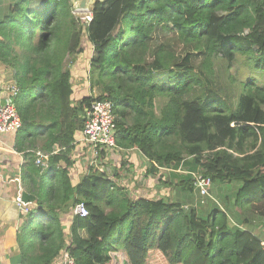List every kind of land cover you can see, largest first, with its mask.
Returning <instances> with one entry per match:
<instances>
[{"label":"trees","instance_id":"1","mask_svg":"<svg viewBox=\"0 0 264 264\" xmlns=\"http://www.w3.org/2000/svg\"><path fill=\"white\" fill-rule=\"evenodd\" d=\"M90 9L91 21L77 24L69 0L0 8V64L18 87L15 149L33 205L21 215L20 263L54 264L64 210L81 202L87 214L74 215L65 249L74 264L112 263L119 253L124 264H264V237L229 226L224 209L201 216L171 199H131L95 166L76 184L69 171L86 109L106 99L117 147L137 149L146 175L186 164L211 185L240 182L239 207L264 204V85L229 72L237 54L264 72V0H103ZM82 28L95 53L86 76L100 93L76 102L65 62ZM36 150L48 154L43 167Z\"/></svg>","mask_w":264,"mask_h":264},{"label":"rangeland","instance_id":"2","mask_svg":"<svg viewBox=\"0 0 264 264\" xmlns=\"http://www.w3.org/2000/svg\"><path fill=\"white\" fill-rule=\"evenodd\" d=\"M12 2H14V0H0V8H5ZM91 5L92 4H90V7ZM35 6L36 4L32 5V7ZM72 13L76 18L77 24L85 23L88 12L75 11L72 7ZM74 50H76L75 53H70L66 58L65 65L68 69L76 70V65L78 66L80 63L87 66L89 61L88 58L95 56L93 46L87 37L86 28H82L80 31L79 44ZM229 72L233 78L243 81L253 79L255 83L264 85V72L256 71L249 63H247L246 57L240 54L234 55L229 62ZM85 73L87 74V71H85ZM79 82L81 83L82 80L79 79ZM93 90L94 91L91 94L93 96L98 95L100 93L99 85H95ZM163 103V99H157L156 111H159ZM116 152H119L121 155L107 151L101 154L102 157L98 158L97 163L89 164L88 161L82 163L83 174L79 172L73 174L71 177L73 183L76 184L80 176L82 177L83 175L88 174L90 168L95 166L99 172H106L112 180H116V183L125 189V192L127 195L129 194L131 199H137L139 197L162 198L163 200L171 199L179 203L186 212L195 207L201 216L207 215L211 209L214 208L224 209L228 213L229 226L232 228L241 225L249 226L254 232H257L259 236L264 237L263 203H261V205H252L243 210V213L242 210L239 211L236 208L241 217L235 218L234 207L232 205L240 182H215L211 185L210 189H208V196L199 198L198 194L200 193L199 191L198 193L196 191V178L199 176L198 174L202 175L199 168L193 170L190 165L180 164L176 167L173 166L172 169H162L161 171H158L155 176H147L146 173L138 167L139 165L136 166L133 163L131 164L128 158L125 157L126 153L124 151L117 150ZM185 159L191 160V157L186 156ZM113 174L117 177L116 179L113 177ZM189 175L191 178L186 177ZM190 182H192V190L189 189ZM203 195H207V192ZM62 216V224L65 230V244L64 249H62L57 256L54 264H61V253L63 251L65 252V249L71 240L69 228L74 218V213L72 212L71 207L67 210L65 209L64 215ZM245 220L248 222H245ZM82 234H84L83 231ZM124 259V254L119 253L118 256H114L112 263L108 262L106 264H124Z\"/></svg>","mask_w":264,"mask_h":264},{"label":"crops","instance_id":"3","mask_svg":"<svg viewBox=\"0 0 264 264\" xmlns=\"http://www.w3.org/2000/svg\"><path fill=\"white\" fill-rule=\"evenodd\" d=\"M76 67V70H69L74 90L72 99L77 102L82 96L91 94L94 90L90 89L88 78L86 76L87 74L85 73L88 65L86 66L80 63L78 66L76 65ZM12 75L13 71L11 68H7L0 64V100L5 96L8 85L14 83ZM79 79L82 80L81 83L79 82ZM80 138L81 133H76V144L73 154L71 155L73 165L69 169L72 176L78 172L83 174L82 163L87 161L89 158L88 156L90 155L87 151V146L80 141ZM17 139L18 132H8L0 136V264H21L18 255L17 234L22 224L21 215L25 214L24 208L29 210L33 207L31 203L24 202V205H22L18 202V197L20 196L22 200L25 201L23 195L26 186L22 181V168L25 163V158L22 153L15 149ZM39 147L40 146H38V148ZM118 150L124 151L126 153L125 157L128 158L131 164L133 163L136 166L139 165L138 167L146 173L149 164L137 149L131 148L122 150L118 148ZM117 154L121 155L119 152ZM161 170L162 168L158 169V171ZM155 175H157V173H155ZM155 175L147 174V176ZM113 177L115 179L117 178L115 174H113ZM114 182H116V180ZM232 206L234 207L235 218L241 217L237 209L239 211L242 210L243 213V210L247 208L239 207L235 202V199ZM241 226L244 227L243 225ZM245 227L251 229L249 226ZM254 233L258 235L257 232Z\"/></svg>","mask_w":264,"mask_h":264},{"label":"built area","instance_id":"4","mask_svg":"<svg viewBox=\"0 0 264 264\" xmlns=\"http://www.w3.org/2000/svg\"><path fill=\"white\" fill-rule=\"evenodd\" d=\"M78 11V10H77ZM88 12L85 23L91 21V11L80 10ZM18 93V87L16 83L8 85L6 88L5 96L0 100V136L8 132H16L21 127V121L18 113L14 107L13 99ZM116 116L114 114V105L110 100H99L92 101L88 109L85 112V122L81 131L80 141L87 146V151L90 153L87 159L89 164L97 163L101 154L111 151L115 152L118 150L116 141ZM48 154L36 150L34 163L40 166L46 165ZM165 169V168H162ZM196 178V191L199 198L208 196V189L211 187V180L209 177H205L201 174ZM207 192V195H203ZM18 202L24 205V201L21 196L18 197ZM28 209L24 208L26 213ZM74 215L83 217L87 214V210L84 205L76 203L72 208ZM62 262L61 264H74L73 259L70 257L68 252L65 250L61 253Z\"/></svg>","mask_w":264,"mask_h":264},{"label":"water","instance_id":"5","mask_svg":"<svg viewBox=\"0 0 264 264\" xmlns=\"http://www.w3.org/2000/svg\"><path fill=\"white\" fill-rule=\"evenodd\" d=\"M71 3V6L75 11L80 10H87L90 9V4L93 5L95 1H103V0H69ZM91 5V6H92Z\"/></svg>","mask_w":264,"mask_h":264}]
</instances>
